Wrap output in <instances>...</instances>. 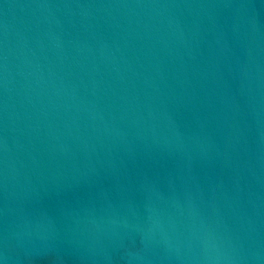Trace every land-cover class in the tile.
Here are the masks:
<instances>
[{"label":"water","instance_id":"1","mask_svg":"<svg viewBox=\"0 0 264 264\" xmlns=\"http://www.w3.org/2000/svg\"><path fill=\"white\" fill-rule=\"evenodd\" d=\"M0 264H264V0H0Z\"/></svg>","mask_w":264,"mask_h":264}]
</instances>
